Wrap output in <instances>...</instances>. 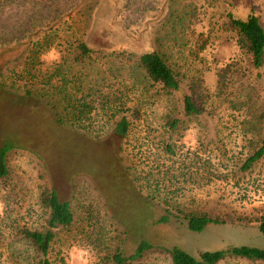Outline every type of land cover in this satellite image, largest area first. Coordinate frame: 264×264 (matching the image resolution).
<instances>
[{
    "label": "rangeland",
    "instance_id": "374dc122",
    "mask_svg": "<svg viewBox=\"0 0 264 264\" xmlns=\"http://www.w3.org/2000/svg\"><path fill=\"white\" fill-rule=\"evenodd\" d=\"M190 2L197 8L195 19L191 21L193 28L209 34L211 39L201 53L202 62L193 64L186 61L189 59L181 41L162 30L161 25L168 13L188 11ZM208 5L207 0H98L89 19L85 20L84 13L77 16L76 12H71L68 18L74 23L73 34L82 33L83 40L93 49L139 54L160 48L170 57L171 64L174 61L181 66L187 77L185 83L195 79V70L200 68L205 85L211 91L216 73H221L228 83V93L236 92L240 101L250 95L254 107L264 111V66L257 71L250 70L233 35L219 29L225 11L240 18L252 13L264 28V0H208ZM35 11L20 7L16 0H0V36L24 38L25 31L28 33L27 40L18 42L17 47L8 42L5 47L0 45V81L6 83L5 88H0V148L11 149L6 161L8 175L0 179V264H36L33 247L18 232L23 227L37 229L42 225L45 211L39 204V196L46 188L55 189L68 201L74 216L68 230L56 233L50 248L52 264H99L118 248L129 253L130 243H120L122 233L130 242L142 238L156 248L169 243L193 257L231 246L264 250V236L257 229L259 218L264 217V157L249 172H240L238 164L243 157H237L236 151L244 140L221 129L215 138L222 140L227 152L213 151V143L208 145L213 139L205 138V124L201 119L185 121L181 128L182 148L170 159L158 156L155 150L150 154L145 146L146 140L154 141L158 136L165 115L163 107L170 108V113L177 111L178 96L168 100L158 97L162 102L158 108L146 105L145 120L136 125L123 143L121 141L120 149L116 136L107 137L102 145L117 151L113 155L122 160V167L130 169L125 172L129 179L144 177L142 173L147 172L145 166L149 161L172 166L165 180L160 173L155 174V182L161 189L159 194L152 192L154 185L149 186L145 180H141V186L135 185L144 196L154 195L157 202L166 201L183 213L204 211L223 222L208 224L201 232H186L185 224H173L172 228L158 225L156 205L114 178L119 175L115 167L119 168L114 165L113 155L82 135L51 123L44 101L21 98L20 84L9 88L11 79L20 81L12 78L13 74L19 75L12 73V69L17 70L14 62L19 59H16V48L30 47L31 43L44 40L45 29L33 28V23L25 24L27 17L34 22ZM20 22L21 27L17 28ZM64 28L60 26L59 33L62 34ZM231 63L235 65L229 67ZM232 97L226 100L224 109ZM223 108L217 109L216 116L226 121L228 112ZM209 149L212 153H208ZM186 151L189 154L186 155ZM142 155L149 158L140 157ZM202 166L208 171L206 178L201 173ZM174 188H182V191L172 194L176 192ZM130 264L171 262L165 252L151 250ZM219 264L264 263L226 259Z\"/></svg>",
    "mask_w": 264,
    "mask_h": 264
},
{
    "label": "trees",
    "instance_id": "16d2710c",
    "mask_svg": "<svg viewBox=\"0 0 264 264\" xmlns=\"http://www.w3.org/2000/svg\"><path fill=\"white\" fill-rule=\"evenodd\" d=\"M16 2L20 7L36 10L33 13L34 22L27 17L25 24L33 23L31 24L33 28H42L46 32L44 40L39 41L40 43L16 48L15 53L18 54L16 59H19L14 62L17 70L12 69V73L18 72L19 75L13 74L12 78H18L20 81L11 79L9 88L15 87L18 83L21 87V98L44 101L51 123L71 133L82 135L96 145H101L104 151L112 156L117 151L114 152V148L111 147L113 150L110 148V152L106 144L102 145L107 137H119L120 149L121 141L123 143L135 130L136 125H139L141 120H145L146 105L158 108L162 105L158 97L168 100L178 96L175 113L168 112L171 109L162 106L165 115L157 131L158 136L154 137L156 139L154 141L146 140L145 146L150 154L155 150L158 156L169 159L175 156L179 148H182L181 128L185 125V121L201 119L205 124V138L213 139V142L210 141L208 144L213 143L215 146L213 151L227 152L222 140L215 138L220 134L221 129H227L235 137L244 140L236 151L237 157H243L238 164L240 172H249L264 157V111L260 112L254 107L250 95L240 101L236 92L228 93V83L222 79L223 74L216 73L217 79L213 87L216 92H213L207 89L200 68L195 70L197 77L185 83L187 77L181 71V66H177L174 61L171 64L170 57L160 48L137 54L126 50L106 53L89 47L83 40L82 33L73 34L74 23L70 21L68 15L71 12H76L77 16L84 13L85 20L89 19L98 0H16ZM192 4L190 2L188 11L181 14H175L173 11L168 13L161 25L162 30L173 34L181 41L184 46L183 52L189 59L186 61L193 64L195 61L202 62L201 53L210 45L211 39L209 34L193 28L191 21L195 19L197 8ZM222 22L219 29L233 35L235 45L250 70L257 71L263 68L264 28L259 18L252 13L240 18L231 11H225ZM21 24L20 22L17 28H20ZM60 26H65L62 34L59 33ZM24 34V38L10 35V38L6 39L0 36V40H3V44L0 45L5 47L8 42L17 47L18 42L27 40V31ZM53 49H57L59 54L57 62L41 58L50 55ZM233 65L235 64L231 63L229 67ZM5 84L0 81V88H5ZM222 97L225 98L221 99ZM231 97L227 108L224 109L226 100H230ZM222 108L228 112L226 121L216 116L217 109ZM218 142L224 150L221 151ZM10 150L0 148V179L8 175L6 161ZM188 152L186 151V155L189 154ZM208 153L212 151L209 149ZM112 157L114 165L119 168L115 167L119 175L114 178L117 177L124 182L142 199L156 205L158 225L164 224L172 228L173 224H185L186 232H201L208 224L223 223L220 219L209 217L204 211L183 213L177 207H170L166 201L157 202L154 195L144 196L136 187L135 184L141 186V180H145L150 184L149 186L154 185L152 192L159 194L161 189L158 182H155V174L160 173L161 178L165 180L172 166L149 161L145 166L147 172L142 173L144 177L129 179L125 172L130 169L122 167V160L118 159L116 154ZM140 157L149 158L145 155ZM201 169V173L206 178L208 171L203 166ZM181 189L174 188L176 192L171 193H177ZM166 190L164 189V192ZM39 204L45 211L42 225L37 229L23 227L18 234L33 247L36 264H52L50 248L56 233L60 230H68L74 222V216L70 203L62 199L53 188H46L41 192ZM257 229L264 236L263 216L257 222ZM121 237V244L130 243L131 248L127 250L129 253L118 248L113 254L104 257L99 264H130L151 250L168 254L171 264H219L226 259L264 263V250L256 247L231 246L225 250L204 251L193 257L169 243H165L163 248H156L153 243L142 238L130 242L128 238L123 237V233Z\"/></svg>",
    "mask_w": 264,
    "mask_h": 264
},
{
    "label": "crops",
    "instance_id": "0c3cea01",
    "mask_svg": "<svg viewBox=\"0 0 264 264\" xmlns=\"http://www.w3.org/2000/svg\"><path fill=\"white\" fill-rule=\"evenodd\" d=\"M42 59H45L47 61H51V62H57L58 58H59V54L57 52V49H53L50 53V55L48 56H42Z\"/></svg>",
    "mask_w": 264,
    "mask_h": 264
}]
</instances>
